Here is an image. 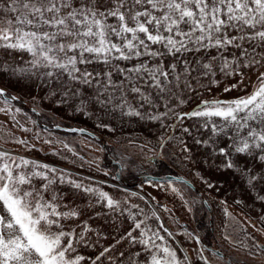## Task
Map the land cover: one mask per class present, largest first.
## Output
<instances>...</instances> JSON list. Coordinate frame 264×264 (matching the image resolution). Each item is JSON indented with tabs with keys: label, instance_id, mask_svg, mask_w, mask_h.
Wrapping results in <instances>:
<instances>
[{
	"label": "snow or ice",
	"instance_id": "1",
	"mask_svg": "<svg viewBox=\"0 0 264 264\" xmlns=\"http://www.w3.org/2000/svg\"><path fill=\"white\" fill-rule=\"evenodd\" d=\"M0 49L26 53V66L12 71L58 82L65 95H80L79 85L94 86L89 103L153 120L195 119L209 133L196 143L225 141L227 146L218 149L221 155L234 152L264 162V0H0ZM165 56L173 59L165 64ZM121 61L131 66L116 63ZM218 73L240 77L224 91L242 94L203 99L190 112L176 111L186 103L183 93L195 91L199 78L218 84ZM0 99L17 98L0 89ZM183 131L190 133L189 128ZM37 179L42 183H34ZM57 183L98 195L121 215L128 208L140 232L134 237L129 231L121 239L142 246L144 264H182L175 250L156 242L164 236L148 226V214L137 205L6 151H0V264H83L77 245H88L91 229L86 222L65 225L81 212L63 203ZM172 191L178 194L175 187ZM137 215L144 218L136 220ZM111 251L104 247L91 264L111 260L106 255Z\"/></svg>",
	"mask_w": 264,
	"mask_h": 264
},
{
	"label": "rangeland",
	"instance_id": "2",
	"mask_svg": "<svg viewBox=\"0 0 264 264\" xmlns=\"http://www.w3.org/2000/svg\"><path fill=\"white\" fill-rule=\"evenodd\" d=\"M153 47L156 48L159 46L153 45ZM7 51L8 50H5V52ZM190 58L195 59L196 57L190 56ZM172 59L173 58L170 56L162 57V60L165 64L170 62ZM116 63H120L121 66H124V64H129V66H131L129 62L121 61ZM131 63H135V61H132ZM97 68H99V66H97ZM261 70L264 71V69ZM25 78H31V80L34 79V81H36V83L32 84L35 85V87H38L37 91H30L27 89L26 86L28 83L25 82ZM4 79L6 83L10 85L9 87L14 90L13 92L20 93L26 98L21 99L18 96L14 94L11 95L9 93V96L17 98L16 100L23 106V110L27 112V115L33 117L32 120L36 118L40 127L38 130V135L44 140V143L42 145L37 142L27 144L26 146H30L37 150L34 152L35 155L31 156L27 155V150L20 151L16 149V147H13L14 145L0 148V151H6L14 156L24 157L32 161L36 160V162L41 164H53V166H57L54 167V169H56L58 173L63 172L69 174V177L72 176L71 179L82 183L85 187H91L101 191H105V188H113L114 190L118 191L115 193L108 191L110 197L118 196L120 194L126 196L125 194H130L132 190L137 191L135 186H138L137 188L141 190L142 185L138 183L143 180L142 178H144L146 175H154L157 170L162 168V163L159 162L158 159V151H156V142L159 140L157 141V139H155L148 142L146 140L135 139L133 138L134 136L132 134H127V132L130 131L132 127L134 128L135 125L137 126L138 131H142L143 129L145 130L146 125L141 122L136 124H132V122L127 123L131 120L125 121L124 119L149 118L147 116L141 118L134 115H128L126 114L127 109L122 112L120 109L113 110L111 106L105 107L104 105L98 103H89L87 97L94 93V86L88 87L86 85H79L77 87L79 89L80 95L73 96L71 94L65 95L66 90L60 83L47 80L42 76L37 77L36 75H30L28 77L23 76L21 79L16 76H10ZM114 79H119L118 74L115 72ZM199 79L200 84L196 86L195 91L186 90L183 93L186 103L177 107V112H190L203 99H232L237 95L242 94L238 89H233L231 92L224 91L225 87L235 83L240 79L238 76L224 77L222 74L218 73L215 77V79L219 81L218 84H209L207 78ZM252 79L254 80L255 77L253 76ZM244 82L249 83L247 78H245ZM193 84H196L195 80L193 81ZM42 87L44 90L39 91V89ZM208 88H211V91H208ZM250 88L251 84H249V89ZM132 103L135 105L134 99L132 100ZM172 103H175V101H172ZM163 110L164 109L162 107L159 109L161 112ZM142 111L151 110L144 109ZM77 119H80V121L83 120L85 126L96 131L99 130L102 133V130H104L103 132L106 133L104 140L107 138V143H96L94 140L88 137L70 135L63 133L60 130L54 129L56 126L77 127L78 125L73 123V120L75 121ZM100 119H123L122 121L124 123L111 125ZM175 120L176 119L174 117L157 119L154 121V123L153 121L151 122V127H156L157 136L162 137L170 131L172 123L175 122ZM184 121L186 124L190 122L189 119H185ZM184 121L182 122V129L185 127ZM44 125L48 127L49 131L47 130L46 132H41L40 129ZM116 127H119V134L121 137H119V139L108 138L112 137L113 133L117 131L114 129ZM125 137L126 139H124ZM22 141L25 140L23 139ZM64 151H69L70 157L65 156L64 158ZM105 153L108 159H106V163H103V157ZM151 157H154L155 160ZM111 160L118 161L122 167V181L120 182H118L114 177L116 169L113 171L108 170L111 168ZM256 163V177L253 181H251L253 186L232 189L231 191L233 194L229 196L231 206L239 208L245 207L246 212H251L252 215L259 214V217H257L254 224H252L254 228L253 232L256 234V249L250 253L248 252L243 254L240 252V254L233 255L221 248L214 240V237L211 236L214 241L212 246L216 247L234 264H264V249L259 247V244H261V246L264 245V162L258 160ZM77 166L83 168L84 170L77 169ZM66 170L76 173L68 172ZM83 175H85V177ZM34 183L39 185L42 183V181L37 179L34 181ZM150 185L151 188L149 190L152 191L154 196H157L160 199L170 197V200L164 202H158L156 199L157 197L154 200L151 199L152 197H149L150 199L148 200V203L146 200L144 201L147 207L151 206L155 208L156 212H158L162 218L160 221L163 224V229H166L168 233H171L170 236L174 238V241V235L177 236L179 230L184 229L182 224L183 221L179 218H176V215H180L179 213H181V216L183 217L185 215L184 212H187L186 208H191V214L194 220L192 218L188 221L185 220L189 224V226H187L188 228L186 227V233L188 234V241L186 242L188 245H185V248L180 247L186 264H196L194 262L191 263L190 261L191 250H196L198 253H200L203 258L202 264H205V261H207V264H225V259L220 260L214 254H211L210 256V253H207V251H205L199 243L201 236L206 238V240H209V237H204L208 232V227L206 228V226H204L200 233H198L196 231L194 222L196 221L197 217L203 218L205 225H207V223L210 221V217L202 205L201 199L197 195V191L200 192L204 189L195 186L197 191L192 192L186 186H181L185 187L183 189H185L186 192L182 190L183 194L178 193L181 198L180 201L178 198L176 199L177 193L172 191V187H175L176 189L178 188L175 184H172V186H170L171 188L167 191L160 189L159 184L151 183ZM54 187L57 192L64 194L63 203L66 204H68V197L70 198V196L77 197L79 194H85L83 196H87L89 194L75 189L68 183H57L54 185ZM96 196L98 197V195ZM95 199L96 198L86 197L87 202H94ZM87 202H84L83 204L80 203V206L71 204L73 207H78L81 215L78 219H74L73 221L72 219L64 221L65 225H68V228H72L76 227V225L81 224L82 222H89L93 227H96V230L107 228L108 224L112 220L111 218H114L118 211H116V213L113 210L112 212H109V209L107 206H105L106 201L100 200L97 202V204L100 206L96 205V208L98 209L97 212H100L97 214L95 211H91L90 207L88 208V204L83 207V205ZM208 204L210 205L209 202ZM138 207L141 208L142 206L139 205ZM178 210H180V212ZM125 211H129V209L125 208ZM131 211L134 213L133 210ZM144 212L146 213L145 210ZM111 214L113 215L109 218V215ZM81 216L82 219H80ZM77 231H80V229L77 228ZM136 231L138 233L140 232L138 229H136ZM191 234L195 236L191 237ZM157 242L158 244L165 243L160 242L159 240H157ZM176 243L178 242L176 241ZM135 254L136 253H133L132 257L137 261V259H140V256L137 257ZM142 254L143 253L141 252V255ZM144 255H147V253L144 252Z\"/></svg>",
	"mask_w": 264,
	"mask_h": 264
},
{
	"label": "crops",
	"instance_id": "3",
	"mask_svg": "<svg viewBox=\"0 0 264 264\" xmlns=\"http://www.w3.org/2000/svg\"><path fill=\"white\" fill-rule=\"evenodd\" d=\"M28 59H30V57L26 53L13 52L11 50L5 52V49H0V89H3L5 91L7 97H13L9 96L10 93L11 95L14 94L21 99L25 98L20 93L13 92L14 90L9 87L10 85L6 83L4 78L16 76L21 79V77L23 76H30L12 71L13 68L25 67L26 61ZM6 68L7 70H5ZM25 82L28 83V85L26 86L28 90L37 91L38 87H35V85L32 84L36 83L34 79L31 80V78H25ZM41 90H44L43 87L39 89V91ZM32 119L33 117L27 115V112L23 110V106L16 99H9L6 103H4L2 99H0V148L14 145L13 147H16V149L20 151L27 150V155L29 156L35 155L34 152L37 150L26 145L34 142H37L42 145L44 143V140L38 135V130L40 128L38 125L39 123L37 122L36 118L34 120ZM100 120H103L111 125L124 123L122 121L123 119ZM124 120H131L127 123L132 122V124H136L141 122L146 125V129H143L142 131H138L136 125L134 126V128L132 127L130 131L127 132V134H132L134 136L133 138L139 140H146L148 142L153 141L155 139H157V141L159 140L158 142H156V151H158V159L159 162L162 163V168L157 170L154 175H146L144 178H142L143 180L138 183L142 185L141 190L137 188L138 186H135L137 191L132 190L130 194H125L126 196H123L122 194L118 196H113L112 198L114 200L126 201L128 205H141L143 207H141V209H144L148 214V218L146 220L148 226L153 230H159L160 235L164 236L165 238L163 242H165L168 247L172 248L177 252V255L182 261V264H186V261H184L183 255L181 253L180 247L185 248V245H188L186 242L188 241V234L186 233V230L189 224L186 221L191 220L192 218L191 208H186L187 212H184L185 215L183 217L181 216V213H179L180 215H176V218H179L183 221L182 224L184 226V229H180L179 233H177V236L174 235V241V238L171 237L167 231H165L163 228H160V219H162L161 216L158 214V212H156L154 207H151L150 205V207H147L144 200H146V202L148 203V200L151 197V199L153 200L157 197L153 195L151 190H149L151 188V183L159 184L160 189H163V191H167L171 188L170 186H172V184H175L178 187L177 189L179 194H183L182 190L185 191V189H183L185 187L181 186H186L192 192L197 191L196 187L202 188L204 190L200 192L197 191V195L201 199L202 205L204 206L210 217L209 219L211 220L212 237H214L216 243L225 251H228L230 252V254L233 255L240 254V252L243 254H246L248 252L250 253L251 251H254L256 249V234L253 232L254 228L252 224H254L257 217H259V214L252 215L251 212H246L245 207L239 208L231 206L229 196L233 194V192L231 191L232 189L253 186L251 184V181L255 179H252V177H256L255 170L257 168L256 161H258V159H253L251 155L236 154L234 152L231 153L230 156L221 155L218 149L220 147L227 146V143L225 141H217L211 146L196 143L197 140H207L209 133L203 128L199 127L195 119H189L190 122L187 123L188 125L184 121V128H189L190 133L183 131V123L175 120V122H173L174 126L172 123L170 131L162 137L157 136L156 127H151V122L153 121L154 123L155 121L153 119ZM73 123L78 125L76 128L84 129L85 127H87L85 126L84 121H80V119H77L75 121L73 120ZM114 129L117 131L113 133L112 137L108 138L119 139V137H121V135L119 134V127H116ZM40 130L41 132H46L47 130L49 131L48 127L45 125L41 127ZM85 130H88L89 132L93 133L95 135V138H91L86 135L71 134L63 131L62 132L70 135L88 137L94 140L96 143H107V138L104 140V137L106 136V133L103 132L104 130L101 129L102 133L99 130L96 131L89 127L85 128ZM23 139L26 141L25 146L24 143L17 142L22 141ZM124 139H126V137ZM65 156L70 157L69 151H64V158ZM151 158L154 159V157ZM106 159H108V157L105 153L103 157V163H106ZM228 161H231L234 164L233 168H228L226 166ZM46 165H48L49 168L57 167L53 166V164ZM110 165L111 168H109L108 170L113 171L114 169H116L114 177L118 182L122 181V167L120 163L116 160H111ZM77 169L83 168L77 166ZM66 171L72 172L70 170ZM168 175L182 177L193 186V189L183 183L172 180L155 181L146 179V177L148 176L164 178ZM83 176L85 177V175ZM108 191L114 193L118 192L113 188H105L104 192L109 193ZM89 194L87 196H83L85 194H79L77 197H68V205L70 203V206L71 204H76L80 206V203L83 204L84 202H87L86 197L96 198L94 202H87L83 205V207L88 204V208L90 207L91 211H95L97 214L100 213L97 212L98 209L96 208V205H99L97 204V202L100 201V199L92 193ZM177 198L181 201V198L178 194L176 196V199ZM156 199L158 202H164L170 200V197L165 199H160L157 197ZM207 201L210 203V205ZM105 206H107V204ZM108 209L109 212H112V209ZM131 210H133L134 213L136 212V209L134 208ZM178 211L180 212V210ZM118 212L116 213L115 211V217L111 218L112 220L108 224L107 228L96 230V227H93L91 223H87V225L91 229V231L86 234L88 239V245H77V252L85 257V261L83 262V264H91V261L95 259L99 252L104 247L108 246L112 247V251L106 255L108 257H111V260H109L108 258H102L101 261H97L96 264H144L145 255L142 246L138 243L132 244L128 239H121V237H124L125 234L129 231H132V235L134 237L139 235V233L134 228V221L128 216V211H124L123 215ZM113 214L109 215V218ZM156 217H159V219H156ZM80 219H82V216L80 217ZM140 219H143V216L137 215L136 220ZM192 219L194 220V218ZM198 219L203 218H196V221H194L195 227L198 224L202 226V228H204L203 223L202 225L201 222L198 223ZM73 220L74 219H72V221ZM198 225L197 227H199ZM194 236L195 235L191 234V237ZM117 240H119L120 242L117 243ZM176 241L178 243H176ZM213 242V238H211L210 245L212 249H210L205 246L203 242L199 241L200 246L203 247V249L207 251V253H210V256L211 254H214L220 260L225 259L226 256L221 253L216 247L212 246ZM259 247L261 249H264V245L261 246V244H259ZM215 251L218 252L220 255L216 254ZM121 252L124 253V257L120 256ZM137 252H142L143 254L140 255V259H137L136 261L133 259L132 255L133 253ZM190 253L191 263L194 262L196 264H202L203 258L200 253H198L196 250H191ZM225 261V264H231L226 259Z\"/></svg>",
	"mask_w": 264,
	"mask_h": 264
},
{
	"label": "water",
	"instance_id": "4",
	"mask_svg": "<svg viewBox=\"0 0 264 264\" xmlns=\"http://www.w3.org/2000/svg\"><path fill=\"white\" fill-rule=\"evenodd\" d=\"M54 129L60 130V131L66 132V133L86 135L88 137L95 138V135L93 133L89 132L88 130L81 129V128L56 126V127H54ZM146 179L155 180V181L172 180V181L183 183V184L187 185L188 187H190L191 189H193V186L189 182H187L185 179H183L182 177H179V176L168 175L164 178L148 176V177H146ZM216 254L220 255L218 252H216Z\"/></svg>",
	"mask_w": 264,
	"mask_h": 264
},
{
	"label": "trees",
	"instance_id": "5",
	"mask_svg": "<svg viewBox=\"0 0 264 264\" xmlns=\"http://www.w3.org/2000/svg\"><path fill=\"white\" fill-rule=\"evenodd\" d=\"M204 219H198V223H200L201 222V225H202V223H203V225L204 226H206V228L208 229V232L206 233V236H204V237H209V240H206V238H203L202 236H201V240L203 241V244L205 245V246H207L208 248H210V249H212V247H211V245L209 244V241H210V239H211V236H212V227H211V220L207 223V225H205V222L203 221ZM199 229H200V231L203 229L202 228V226H200L199 225ZM232 264V263H231Z\"/></svg>",
	"mask_w": 264,
	"mask_h": 264
},
{
	"label": "flooded vegetation",
	"instance_id": "6",
	"mask_svg": "<svg viewBox=\"0 0 264 264\" xmlns=\"http://www.w3.org/2000/svg\"><path fill=\"white\" fill-rule=\"evenodd\" d=\"M197 225H198V224H197ZM197 225H196L197 232L200 233V229H199V227H197ZM198 226H199V225H198ZM200 235H201V234H200ZM200 241L203 242L201 239H200ZM209 244H210V241H209ZM225 259H226L229 263L234 264L230 259H228V258H226V257H225Z\"/></svg>",
	"mask_w": 264,
	"mask_h": 264
}]
</instances>
